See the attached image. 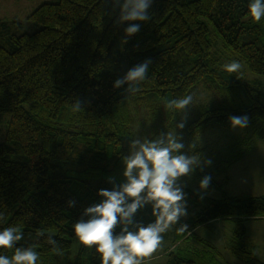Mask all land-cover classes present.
Here are the masks:
<instances>
[{
	"label": "trees",
	"instance_id": "obj_1",
	"mask_svg": "<svg viewBox=\"0 0 264 264\" xmlns=\"http://www.w3.org/2000/svg\"><path fill=\"white\" fill-rule=\"evenodd\" d=\"M246 4L153 0L149 21L116 24L118 9L110 0H56L30 12L28 19L37 26L32 32L16 19L0 18V114H9L0 141V226H22L24 239L17 246H35L41 264L58 256L46 236L57 241L60 253L71 250L78 241L72 224L84 218L83 209L99 201V189L112 187L109 177L122 181L121 157L130 140L140 136L139 115L151 119L152 133L145 134L151 137L175 128L192 110L184 127L175 131L185 145L181 151L197 152L202 159L210 153L198 138L207 131L233 129L230 116L247 115L246 128L264 139V89L259 80H245L243 71L225 72L216 49L220 43L229 62L238 60L246 70L264 76V20L252 22ZM129 23H140V30L122 43ZM145 59L151 60L149 73L134 95L126 93V86L112 87ZM200 88L211 98L197 101ZM188 94H194L193 106L173 117L165 102ZM75 101L82 109L73 111ZM246 140L244 151L252 143L251 137ZM243 153L223 161L221 171ZM193 174L211 177L206 191L221 190L213 171L202 166ZM183 190L187 215L163 234L171 245L160 264H224L215 245L204 239L198 238L203 251L181 247L197 237V227L224 219L233 222L230 253L245 263L258 261L245 221L264 219V194L239 198L222 192L215 198L189 187ZM70 200L75 202L71 207ZM150 211L146 205L135 218L148 223ZM181 225L186 230L179 231ZM73 264H99V259L93 248L78 241Z\"/></svg>",
	"mask_w": 264,
	"mask_h": 264
},
{
	"label": "clouds",
	"instance_id": "obj_2",
	"mask_svg": "<svg viewBox=\"0 0 264 264\" xmlns=\"http://www.w3.org/2000/svg\"><path fill=\"white\" fill-rule=\"evenodd\" d=\"M113 8L118 9L116 24L151 19L149 9L153 0H110ZM247 15L252 22L264 20V0H247ZM140 23H129L124 28L127 37L140 30ZM151 60L145 59L129 68L122 77L113 81V88L126 86L127 94H135L142 82L147 79ZM238 60L223 64L227 73H238L241 69ZM194 94L175 97L165 102L164 107L173 113V117L186 107L193 106ZM73 111L81 108L79 101L72 102ZM247 115L230 116V128L242 130L247 127ZM184 121L175 124V128L155 136L131 139L127 154L121 157L123 164L122 181L113 182L110 189H99V201L85 207L84 217L72 224V234L84 246L93 248L99 264H142V259L151 256L163 241V234L176 227L181 217L187 215L186 193L180 183V177H189L194 170L211 164V160L202 159L197 152L181 151L185 148L175 129H182ZM209 175H203L198 188L201 193L208 189ZM203 198V196H201ZM71 207L75 202L68 201ZM150 206L152 220L143 223L135 218L138 210ZM2 216V214H0ZM119 226V231L114 229ZM179 226V231L186 230ZM19 224L0 226V264H41L40 254L35 246H17L24 239ZM36 236H44L37 232ZM51 246V252L60 255L57 241L51 236L45 237ZM3 250H12L11 255Z\"/></svg>",
	"mask_w": 264,
	"mask_h": 264
},
{
	"label": "rangeland",
	"instance_id": "obj_3",
	"mask_svg": "<svg viewBox=\"0 0 264 264\" xmlns=\"http://www.w3.org/2000/svg\"><path fill=\"white\" fill-rule=\"evenodd\" d=\"M49 1L56 0H0V18L4 20L16 19L23 24L26 32H32L37 26L28 19V15L39 4ZM220 45L218 43L216 46L219 59L222 64H226L229 62V55ZM240 71L244 72L245 80H259L261 87L264 89V76L254 74L243 66ZM210 98V93L200 88L197 101L205 102ZM192 115V110H189L181 117V120L185 116H187L186 119L191 118ZM8 122L9 114L1 113L0 141L4 140ZM151 124V119L147 114L138 116L136 131L140 134L139 137L152 133ZM176 130L179 131V129ZM247 137L252 138V143L250 148L244 151ZM198 144L205 147L210 153L207 159L211 160V164L204 168L213 171L214 178L222 185L221 190H205L204 194L215 198L221 197L222 192L239 198L264 194V139L254 137L249 129L244 128L242 130L231 129L220 132L207 131L198 138ZM239 152L244 153L229 165L226 171L222 172L219 168L220 164L223 161H230ZM199 180L200 178L193 173L189 177L182 176L179 178L183 186L196 191H200L198 188ZM232 226L233 222L230 219L215 220L205 227L199 226L195 229L197 237L192 236L186 239L182 242L181 247L203 251L204 245L198 241V238H201L215 245V248L220 252L219 258L224 264H263L261 261H264V219H248L245 221L247 235L253 245V252L258 258V261L252 263L242 262L230 253L229 244L232 237ZM170 245V239L163 237L161 247L151 256L143 258L142 264H160L164 262L166 259L164 252ZM77 249L78 241L73 243L69 252L56 256L53 262L49 264H73Z\"/></svg>",
	"mask_w": 264,
	"mask_h": 264
},
{
	"label": "bare ground",
	"instance_id": "obj_4",
	"mask_svg": "<svg viewBox=\"0 0 264 264\" xmlns=\"http://www.w3.org/2000/svg\"><path fill=\"white\" fill-rule=\"evenodd\" d=\"M190 237V236H189Z\"/></svg>",
	"mask_w": 264,
	"mask_h": 264
}]
</instances>
